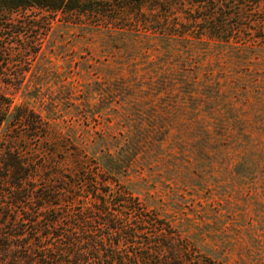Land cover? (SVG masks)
I'll list each match as a JSON object with an SVG mask.
<instances>
[{
    "label": "rangeland",
    "instance_id": "1",
    "mask_svg": "<svg viewBox=\"0 0 264 264\" xmlns=\"http://www.w3.org/2000/svg\"><path fill=\"white\" fill-rule=\"evenodd\" d=\"M257 10L262 16L264 5ZM65 18L52 23L21 88L3 84L2 92L49 121L58 156L77 150L100 157L111 169L106 176L140 192L149 214L205 238L230 264H264V39L252 42L247 61H227L214 49L191 56L182 41L143 46L141 31ZM182 64L199 66L202 80L206 70L216 74L184 92V72H176ZM163 71L173 73L166 76L172 82L158 94ZM218 80L220 90L211 83ZM139 133L140 153L114 169L106 144L118 157Z\"/></svg>",
    "mask_w": 264,
    "mask_h": 264
},
{
    "label": "trees",
    "instance_id": "2",
    "mask_svg": "<svg viewBox=\"0 0 264 264\" xmlns=\"http://www.w3.org/2000/svg\"><path fill=\"white\" fill-rule=\"evenodd\" d=\"M237 4L243 9L232 11ZM260 5L264 0H0V264H230L205 238L149 214L140 192L106 176L111 169L100 157L77 150L73 157L58 156L57 144L48 142L49 121L29 104H15L1 87L21 88L57 16L141 31L143 46L159 41L173 48L182 41L191 56L214 49L227 61H247L252 42L264 39L248 32L251 24L264 31V14L255 13ZM182 65L176 72L187 73L180 74L184 92L216 74L206 70L202 80L199 66ZM172 72L160 74L158 94L167 90ZM211 83L219 90L223 85ZM212 86L205 89L212 92ZM143 136H134L118 157L106 144L114 169L140 153Z\"/></svg>",
    "mask_w": 264,
    "mask_h": 264
}]
</instances>
